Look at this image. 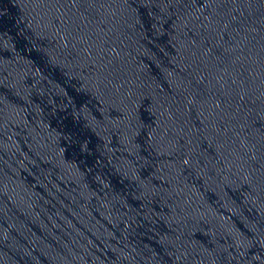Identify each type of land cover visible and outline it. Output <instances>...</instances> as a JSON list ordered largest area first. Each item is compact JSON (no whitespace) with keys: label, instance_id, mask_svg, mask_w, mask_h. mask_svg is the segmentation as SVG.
I'll list each match as a JSON object with an SVG mask.
<instances>
[{"label":"water","instance_id":"95a60500","mask_svg":"<svg viewBox=\"0 0 264 264\" xmlns=\"http://www.w3.org/2000/svg\"><path fill=\"white\" fill-rule=\"evenodd\" d=\"M0 264H264V0H0Z\"/></svg>","mask_w":264,"mask_h":264}]
</instances>
